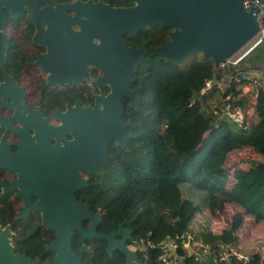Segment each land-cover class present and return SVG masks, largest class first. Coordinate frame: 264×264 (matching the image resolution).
<instances>
[{"label": "trees", "instance_id": "16d2710c", "mask_svg": "<svg viewBox=\"0 0 264 264\" xmlns=\"http://www.w3.org/2000/svg\"><path fill=\"white\" fill-rule=\"evenodd\" d=\"M259 18L264 27V11ZM170 29L156 24L137 32V38L148 40L144 44L152 55L143 59L136 70L137 84L142 85L139 106L129 107L124 115L130 146L119 149L114 171L94 174L91 186L83 189L84 200L94 211H100L97 230L101 232L123 220L137 241L141 237L159 240L178 236L189 229L190 239L207 244L211 250L205 254L202 246L192 244L178 248L185 264L205 262L216 247H227V243L236 245L249 257L245 260L231 256L223 264H264V242L251 247L244 244L235 233V226L217 224L208 211L216 194H223L231 197L243 212L264 220V90L256 89L255 102L248 96H238L246 80L236 79V73L232 79L225 77L224 73L229 76L231 72L228 67L219 68L222 84L213 80L210 87L204 88V80L214 78L216 71L210 57L194 59L183 67L181 62L154 53L153 47L164 41ZM146 30H151V34L144 35ZM255 64L264 66V43L256 45L239 62V66ZM227 100L242 104L245 113L248 108H255L250 123L257 117L261 121L251 125L241 122L236 129L230 118L218 119L213 109ZM246 120L245 117L243 121ZM206 130L209 132L204 138ZM246 146L261 158L240 157L235 160L239 165L231 172L226 166L231 153ZM114 157L110 156L111 162ZM231 164L234 165L232 160ZM8 193L0 192V225L10 224L14 250L31 256L39 264L47 263L53 251L47 250L45 243L52 231L32 213L18 216L8 202ZM83 224L88 225V221ZM176 239L180 246L188 238ZM83 240L74 230L72 246L77 247ZM86 242L89 250L82 254L85 264H125L120 250L115 249L110 255L106 252L104 238ZM194 252L201 255L200 261L193 258ZM147 255L146 264H160L157 248H149ZM204 255L207 258H202Z\"/></svg>", "mask_w": 264, "mask_h": 264}, {"label": "water", "instance_id": "95a60500", "mask_svg": "<svg viewBox=\"0 0 264 264\" xmlns=\"http://www.w3.org/2000/svg\"><path fill=\"white\" fill-rule=\"evenodd\" d=\"M128 1L133 4L110 6L102 1L94 3L93 0L70 3V5H87L89 15H99L93 17V21L87 22L77 33L81 34L83 31V36L88 37L90 42L92 35L99 36L101 39L97 44L91 42V45H83L84 53H86L83 61L68 60L73 70L71 69L72 72L63 71L67 73L64 74L65 79L54 78L55 69L58 67L53 69V63L50 62L52 53H65L61 44L52 45L47 42L46 52L39 54L36 59V63L41 64L47 73L50 83L57 81L62 84L65 81L78 80L81 76L76 77L75 68L79 67L82 73L86 74L87 63H93L103 68L104 81L111 86L108 94L97 97L104 101L103 108L84 107L83 116L78 117L71 113V108L67 109L63 116L68 117L71 114L74 118L71 122L62 121L58 125L50 124L42 119L41 127H45V130L53 137L71 131L74 138L64 143L73 144L72 151H69L70 148L67 146L62 150L60 146L52 145L48 139L37 134L43 133V128L39 129L31 125L35 129V134L28 135L25 128L23 130L24 135L27 136L25 139L30 145L39 143L38 148L46 149L35 156L37 170L32 172L11 168L18 173V176L11 181L0 180L2 190L18 188L17 196L21 195L23 198L22 205L18 207L20 217L31 209L39 211L41 225L52 231V238L45 243V248L53 251V256L45 264H85L82 261V254L89 250V244L86 241H92L94 238L106 240L105 250L109 255L114 249L120 250L125 257V264H139L141 261L136 250L128 246V239L132 237L130 229L123 226L124 221L109 232L98 231L100 212H94L88 202L78 199L75 195L77 190L88 185L86 178L80 174L79 168L92 170L95 173L101 171L102 164L107 159L106 146L111 139H115L121 147L128 145L126 123L121 117L123 113L121 97L122 95L130 96L131 104L138 106L136 96L138 88L132 91L128 85L132 80L131 73L135 71L146 49L125 44L121 33L133 35L139 29L153 27L156 24L171 27L163 43L154 47V53L178 63L187 56L200 52L203 57H210L213 61L216 67L215 80L223 82L217 67L219 62L234 55L262 28L258 6L252 5L246 8L244 0ZM261 1L264 3V0ZM23 3L37 4L36 1L30 3L27 0H0V66L2 67L6 56L3 31L5 16L2 6ZM71 47L75 54V44ZM102 53L104 56L101 55ZM66 61L62 57V64H66ZM231 69V74H234L242 70L264 71V66L243 65ZM7 79L9 75L4 72V80L0 82V87ZM47 149L58 150L49 153ZM66 152L69 159L67 160L68 168L70 165L72 168L67 171H65L66 161L58 159H65ZM53 156H56V161H53ZM31 194L37 195L36 201L31 200ZM85 219L89 220L87 227L83 224ZM74 230L84 239L77 247L72 246ZM11 233L9 223L0 225V264H39L31 256L14 250Z\"/></svg>", "mask_w": 264, "mask_h": 264}, {"label": "flooded vegetation", "instance_id": "af4514ba", "mask_svg": "<svg viewBox=\"0 0 264 264\" xmlns=\"http://www.w3.org/2000/svg\"><path fill=\"white\" fill-rule=\"evenodd\" d=\"M27 1L30 3L36 1L37 4L32 5L23 3L22 5L13 4L11 6H2L5 16L3 31L6 44V56L4 66H0V82L4 80V72L9 75V79L0 87V180L2 181H11L18 176V173L11 168L35 172L37 170L35 156L46 150L45 147L38 148L39 143L36 144L37 146L30 145L28 140L25 139L27 136L23 133L25 128L27 129L28 135L35 134V129L31 127V125L39 129L43 128V133H37L39 136L48 139L52 145L60 146L62 150L67 146L70 148L69 151H72V146L74 145L64 143V141L69 142L74 138L71 131L69 130L58 137H53L45 130V127H41L42 119H45L48 123L53 125H58L62 121L71 122L74 118L73 115L70 114L68 117L63 116V113H65L67 109L71 108V113L78 117L83 116L82 110L84 107L93 108L97 106L103 108L104 101L97 97H103L111 91L110 84L104 81V70L100 65L87 63L86 74L82 73V70L77 67L75 68L76 77L81 76L80 79L72 82L65 81L60 84L57 81L50 83L47 78V73L43 70L41 64L36 63L38 55L46 52L47 42H50L52 45L61 44V48L65 50V53H52L50 62L53 63V69L58 67L55 69L56 73H54V78L57 80L65 79L64 74L67 73L63 71L72 72L73 70L68 60L71 59L72 61L75 59L78 62L83 61V58L86 57L83 45H91V42L95 44L99 43L101 39L99 36L92 35L90 42L88 37L83 36V31L81 34L77 33L87 22H92L93 17H98L99 15H89V6L87 5H70V3H80L85 0ZM97 1H102L110 6H130L133 4V2L128 0H93L94 3ZM139 30L133 35L122 32L121 37L123 42L129 46L144 47L146 49L141 59L142 61L145 58H150L152 53L149 52L144 44L147 43L148 40H142L141 36L137 38L136 34ZM148 34H151V30H146L144 35ZM74 44L76 49L75 54L71 47ZM103 54L104 53L101 55L104 56ZM62 57L64 61L67 60L66 64H62ZM139 64L135 71L131 73L132 80L128 85V88L132 91L138 88V91H136L138 106L142 90V85L137 84L136 77V70ZM121 101L123 105L121 117L124 120L125 113L128 114V108H138V106L136 107L131 104V98L128 95H122ZM124 122L126 123L125 120ZM127 138L128 145L125 147L130 146L128 135ZM21 145L23 146L20 148ZM120 148L123 147L118 145L115 139L108 141L106 146L107 159L102 164L103 169L98 173L115 170L114 165L119 159L118 153ZM47 150L50 153L58 149ZM16 152L18 154H16ZM67 155L66 152L65 159L58 158L60 161L65 160L66 165L68 164L67 160H69ZM111 155L113 157L115 156L112 162L110 161ZM56 159V156H53V161H56ZM30 161L33 162L29 164L28 162ZM71 169V165L69 168L67 165L65 171ZM79 172L86 178L88 185L77 190L75 195L78 199L86 201L84 200L86 195L83 189H87L91 186L94 174L98 173L82 168H79ZM5 191H9V193L6 194L8 202L13 205L16 214L19 216L18 207L22 205L23 198L21 195L19 197L17 196L18 188L0 189V192ZM37 198V195L31 194L32 201H36ZM96 211L100 212L99 210H95L94 212ZM29 213L34 214V216L38 217L41 221V213L39 211L31 209L23 216ZM85 220L86 222L88 221L89 224V220ZM124 223L125 221L123 222V226L127 227ZM87 226L88 225H86V227ZM117 227L118 225L108 229L106 232ZM127 228L130 229L129 227ZM128 246L138 253V241L135 238L132 237L128 239Z\"/></svg>", "mask_w": 264, "mask_h": 264}, {"label": "built area", "instance_id": "2783aa9c", "mask_svg": "<svg viewBox=\"0 0 264 264\" xmlns=\"http://www.w3.org/2000/svg\"><path fill=\"white\" fill-rule=\"evenodd\" d=\"M246 8H249L252 5H256L259 8V13L261 14L264 11V3L261 0H244L243 1ZM254 39V40H253ZM253 43L246 49L243 47L237 51L231 57L225 59L220 62L218 67H229L234 66L239 63V61L249 52L254 46L257 44L264 43V27L262 26L261 30L254 36ZM251 40V41H252ZM251 41H249L246 46H248ZM244 78L246 82L241 87L238 96H248L249 98L254 100V92L258 87L264 90V71L261 70H242L236 79ZM213 78H206L204 80V88H208L211 86ZM228 98V96H226ZM229 99V98H228ZM251 100V101H253ZM213 113L216 117H228L238 123L243 122L245 119V110L242 104L233 103L230 100H227L220 107H214ZM186 236L188 239L182 241L180 246L177 245L176 237H184ZM202 246L204 248V253H208V249L211 248L207 244H203L194 238L190 239V231H183L178 236L160 238L159 240H146L144 237H141L138 241V249L141 252L140 258L141 261L139 264H146V257L149 248H157L158 250V259L160 260V264H185L184 263V255L177 252L178 248H188V246ZM220 246V245H218ZM227 247H220L213 250V255L209 257V259L204 255L202 256L207 258V261L200 264H223L229 261L231 256H235L238 258L248 259L249 255L240 251L236 245L232 243H227ZM193 258L196 261H200L201 255L199 253L194 252Z\"/></svg>", "mask_w": 264, "mask_h": 264}, {"label": "rangeland", "instance_id": "374dc122", "mask_svg": "<svg viewBox=\"0 0 264 264\" xmlns=\"http://www.w3.org/2000/svg\"><path fill=\"white\" fill-rule=\"evenodd\" d=\"M254 40V39H253ZM248 46H244L243 49H247L252 43ZM242 50V49H241ZM200 57H203L200 52H195L186 58H184L181 63L183 64V67H186L189 65L194 59H198ZM224 69V68H223ZM224 73V72H223ZM219 84H222L223 82H218L215 81ZM212 84V83H211ZM253 112V110L250 108L246 111V119L248 120L250 118V114ZM261 117H257L253 122L256 123L257 121L260 120ZM231 125L239 129L241 126V123L235 122L230 119ZM252 123H249L248 125H251ZM208 134V130L204 132L203 136ZM248 158L251 157L252 159H260L261 155L257 153L256 151H252L249 147H245L244 149L239 150L237 153L233 154L231 153L230 158L232 162H234V165L231 164V160H227L226 166L230 169L231 172H233V167L235 165H239L235 163V160L238 158ZM234 160V161H233ZM247 163V162H244ZM230 182L233 181V177L230 176ZM15 206V205H14ZM208 211L211 214V216L214 218L215 222L220 225H230V226H235L237 223L240 224V228L235 230V233L240 237H242L243 241L246 240L249 243V246H256L260 244L261 242H264V220L262 219H254V225L253 223H247V221L252 220V215L247 214L243 212L240 206L234 204V201L231 197L225 196L223 194H216V197L210 202L208 206ZM235 211L239 212L241 215L235 214ZM247 223V224H246ZM189 232V229H188ZM95 242V241H94Z\"/></svg>", "mask_w": 264, "mask_h": 264}, {"label": "crops", "instance_id": "0c3cea01", "mask_svg": "<svg viewBox=\"0 0 264 264\" xmlns=\"http://www.w3.org/2000/svg\"><path fill=\"white\" fill-rule=\"evenodd\" d=\"M221 76H222V73H221ZM224 76H225V77H229L227 73H224ZM222 78H223V77H222ZM222 80H223V79H222ZM252 102H255V98H254V100H253ZM248 109H250V108H248ZM248 109H247V110H248ZM251 109L253 110V109H255V108H251ZM256 117H257V114H256ZM254 120H255V119H254ZM249 123H250V120H249V119L246 120V125L249 124ZM251 123H254V122L251 121ZM242 210H243V209H242ZM245 213H246V212H245ZM235 214L240 215V216H243V215H241V214H240L239 212H237V211H235ZM247 214H251V215L253 216V217H252V220L247 221V223H248V222L250 223V222L253 221V225H254V217H255V216H254L252 213H247ZM255 219H258V218L255 217ZM247 223H246V224H247ZM240 224H241V223H237V224L235 225V227H236L235 230H237L238 228L241 227ZM243 242H244V244H246V245H249V243H250V242H247L246 240H244Z\"/></svg>", "mask_w": 264, "mask_h": 264}, {"label": "clouds", "instance_id": "9594fccd", "mask_svg": "<svg viewBox=\"0 0 264 264\" xmlns=\"http://www.w3.org/2000/svg\"><path fill=\"white\" fill-rule=\"evenodd\" d=\"M245 45H246V44H245ZM245 45H244V46H245ZM257 45H258V44H257ZM244 46H243V47H244ZM254 47H255V46H254ZM254 47H253V48H254ZM253 48H252V49H253ZM252 49H251V50H252ZM239 50H240V49H239ZM239 50H238V51H239ZM251 50H250V51H251ZM250 51H249V52H250ZM249 52H247V54H248ZM247 54H246V55H247ZM226 59H227V58H226ZM240 61H241V60H240ZM240 61H239V62H240ZM221 62H222V61H221ZM219 63H220V62H219ZM218 65H219V64H218ZM218 65H217V67H218ZM225 67H227V66H225ZM238 67H240V66H239V63L236 64V65H234V66H229L228 68H230V69H231V68L236 69V68H238ZM219 68H223V67H218V69H219ZM261 71H262V70H261ZM240 72H241V71H237V72H235V73H236L237 76H238V75H239L238 73H240ZM231 73H232V69H231V72H230V75H229V79H232V78L234 77V74H235V73H234V74H231ZM237 76H236V77H237ZM213 80L216 81V80H215V77L213 78ZM218 119H219V118H218ZM218 119H215V121L218 122ZM244 122H245V124H246V121H243L242 123H244ZM206 131H207V130H206ZM208 132H209V130H208ZM203 134H204V133H203ZM203 137H204V136H203ZM2 226H3V225H2ZM138 255H139V254H138ZM139 257H140V256H139Z\"/></svg>", "mask_w": 264, "mask_h": 264}]
</instances>
